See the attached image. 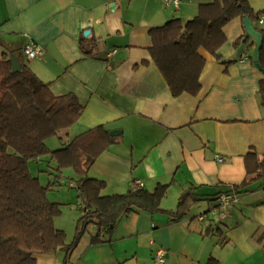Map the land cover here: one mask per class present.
<instances>
[{
    "label": "crops",
    "instance_id": "0c3cea01",
    "mask_svg": "<svg viewBox=\"0 0 264 264\" xmlns=\"http://www.w3.org/2000/svg\"><path fill=\"white\" fill-rule=\"evenodd\" d=\"M200 2L181 0L176 9L162 0H0V55H16L55 95L72 92L84 105L78 121L50 137L48 147L59 149L104 125L110 134L121 132L89 171L106 182L103 194L124 193L138 180L149 191L168 185L162 210L132 211L111 232L86 230L72 264H156L160 248L164 264H264V178L240 188V201L227 209L218 199L249 178L250 151L264 156L256 38L242 18L230 21L218 50H201L206 63L196 95L173 96L150 52V29L193 18ZM249 2L260 13L254 26L264 28V0ZM83 40L95 41L90 54ZM30 43L43 52L28 58L23 49ZM191 187L195 200L180 209L179 198ZM98 233L103 241L94 243ZM64 255L38 254L37 264H62Z\"/></svg>",
    "mask_w": 264,
    "mask_h": 264
},
{
    "label": "trees",
    "instance_id": "16d2710c",
    "mask_svg": "<svg viewBox=\"0 0 264 264\" xmlns=\"http://www.w3.org/2000/svg\"><path fill=\"white\" fill-rule=\"evenodd\" d=\"M237 17H249L256 23L260 13L249 0H202L193 18L184 21L175 17L150 29L152 59L173 96L200 92L206 63L201 50L214 54L226 39L224 27ZM255 27L263 35L260 64L264 73V28ZM94 44L90 40L85 45L83 40L82 48L90 54ZM21 64V70L13 73L11 59L0 55V264H37L38 254L59 250L65 252L62 264H72L71 253L89 223L111 232L132 211L162 210L168 185L160 184L154 191L132 188L124 193L103 194L106 182L91 177L89 171L116 138L104 125H98L51 150L46 141L72 127L82 116L84 105L72 92L55 95L50 83L41 80L24 62ZM259 91L264 96V77ZM44 155L56 161L58 173L72 167L79 177L75 187L79 208L84 210L79 223L85 226L78 228L71 243L67 242L66 231L55 225L62 207L48 197L53 184L43 185L30 171V162ZM246 164L249 178L227 192L239 194V189L252 180L264 178V156L250 151ZM55 182L60 183L58 178ZM194 195L193 187L183 191L178 207L187 208L195 200ZM102 237L96 234L94 243L102 242Z\"/></svg>",
    "mask_w": 264,
    "mask_h": 264
},
{
    "label": "rangeland",
    "instance_id": "374dc122",
    "mask_svg": "<svg viewBox=\"0 0 264 264\" xmlns=\"http://www.w3.org/2000/svg\"><path fill=\"white\" fill-rule=\"evenodd\" d=\"M187 1V0H183ZM206 1V0H204ZM200 2V0H198ZM188 20V19H184ZM58 137V136H57ZM56 161L52 159L51 155H44L41 157V161L30 162V171L31 173L38 177L40 182L43 185H48L50 182L53 184L51 189L48 191V197L53 202L61 203L62 213L60 217H56L55 225L57 228L63 229L67 234V242L71 243L77 234L78 228L82 230L84 228V223H79V219L82 216L84 210L82 208H78L77 205L80 200L79 191L75 187L77 180L79 177L76 172H74L72 167L64 168L62 172L58 173ZM51 166V167H49ZM52 166L54 168H52ZM42 170H48L51 174L47 172L43 173ZM45 174V175H44ZM58 174L63 175L64 181H59L60 183H56L55 181L58 178ZM105 190V188H104ZM77 196V197H76ZM77 199H76V198ZM78 201V203H77ZM81 203V202H80ZM79 203V204H80ZM98 225L94 222H91L87 225V232L90 230H96Z\"/></svg>",
    "mask_w": 264,
    "mask_h": 264
},
{
    "label": "built area",
    "instance_id": "2783aa9c",
    "mask_svg": "<svg viewBox=\"0 0 264 264\" xmlns=\"http://www.w3.org/2000/svg\"><path fill=\"white\" fill-rule=\"evenodd\" d=\"M163 3L167 6V7H174L176 9H179L180 5H181V0H162ZM261 22H263V20H261ZM24 54L28 57V58H33L35 56H37L38 54H41L43 52L42 48L38 45H35L33 43L27 44L24 49ZM219 160H223L222 157L218 158ZM134 188L135 189H140L142 188V183L141 181H135L134 183ZM219 201H220V205L223 209H227L228 207H230L231 205L238 203L240 201V195L236 192H223L219 195ZM226 213V211H222V216H224ZM204 214H201L198 216L199 219H203L204 218ZM154 260L156 262V264H164L166 261V251L165 249H158L156 251Z\"/></svg>",
    "mask_w": 264,
    "mask_h": 264
},
{
    "label": "water",
    "instance_id": "95a60500",
    "mask_svg": "<svg viewBox=\"0 0 264 264\" xmlns=\"http://www.w3.org/2000/svg\"><path fill=\"white\" fill-rule=\"evenodd\" d=\"M243 21H244V25H245L247 33L256 38L257 44H256L255 53H254V61L256 63V66L261 69L260 53H261V48L263 44V35L260 31L257 30V28L254 26L252 20L249 17H245ZM89 33H90V30H86L84 32V35L87 36ZM11 62H12V72L13 73L21 70L22 64H21L20 59L16 55H13L11 57ZM120 132L121 131L119 130H112L111 135H116V134H119Z\"/></svg>",
    "mask_w": 264,
    "mask_h": 264
}]
</instances>
